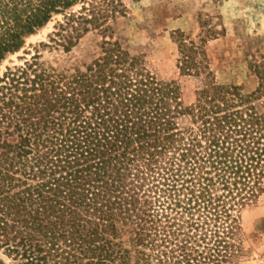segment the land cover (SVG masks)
<instances>
[{
	"label": "trees",
	"instance_id": "16d2710c",
	"mask_svg": "<svg viewBox=\"0 0 264 264\" xmlns=\"http://www.w3.org/2000/svg\"><path fill=\"white\" fill-rule=\"evenodd\" d=\"M126 10L125 0H0V64L54 19L50 41L69 50ZM184 38L182 62L201 78L187 105L118 42L85 69L36 53L0 74L9 264H238L243 212L264 191V57L248 92L216 80Z\"/></svg>",
	"mask_w": 264,
	"mask_h": 264
},
{
	"label": "rangeland",
	"instance_id": "374dc122",
	"mask_svg": "<svg viewBox=\"0 0 264 264\" xmlns=\"http://www.w3.org/2000/svg\"><path fill=\"white\" fill-rule=\"evenodd\" d=\"M125 2V14L111 19L108 26L91 29L69 50L52 45L50 33L56 22L52 20L27 36L24 47L1 62L0 74L36 53L58 70L85 69L103 54L109 42H118L159 80L177 88L187 105L196 99L201 78L196 67L185 69L182 62L184 33L187 42L201 47L199 63L209 66L216 80L240 85L248 92L258 88L260 78L254 64L264 57V0ZM179 122L184 125L187 118L181 117ZM242 240L244 254L238 264H264V191L243 212ZM2 261L11 262L3 249Z\"/></svg>",
	"mask_w": 264,
	"mask_h": 264
}]
</instances>
